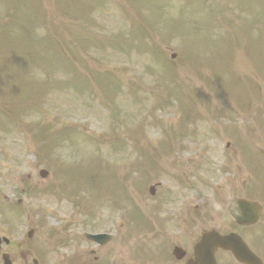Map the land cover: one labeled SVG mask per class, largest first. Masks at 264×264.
Here are the masks:
<instances>
[{
	"label": "rangeland",
	"instance_id": "rangeland-1",
	"mask_svg": "<svg viewBox=\"0 0 264 264\" xmlns=\"http://www.w3.org/2000/svg\"><path fill=\"white\" fill-rule=\"evenodd\" d=\"M156 1L164 2V0ZM202 1L189 0L188 4L186 1L183 4H177L176 6L180 9L182 6L187 5V15L184 13L185 11L180 13L181 16H184L185 21L176 20L174 13L165 19L163 27L152 24L149 31L153 36L155 35L153 42H157V40L161 42V49L167 58L175 53L179 61L182 59L186 64L180 65L178 61L177 67H175L179 72L180 81L185 82L186 80H191L193 87L197 85L204 91V94L205 92L207 93L208 107L205 106L204 108L202 105L199 107L201 109L200 113L209 116L210 121H206L205 124L198 121L190 124L189 130L191 129V133L188 134L189 137L183 140L181 147L197 148L199 150L195 149L192 152L201 154V160L209 159L211 165L215 168L221 165V176L226 183L231 182L232 177L238 173L241 175V180H245L249 175L245 168L246 158L241 157L239 153L234 157L232 147H237L238 150V147L241 150L244 147H264V134L259 132L260 130H264V128L260 121H254L252 123L250 109L248 108L246 112L245 110L239 109L240 114H238L236 119L238 128L235 133L229 130H223L220 121L221 118L218 114L221 110L217 113L215 107L220 105L219 101L222 102V99L217 94L209 93L200 83L202 75H206V72L208 75H214V73H220L221 75V70L211 68L219 62V58L215 55V59L210 62L207 59V56H209V47L204 51L203 46L199 47L196 45L199 44L200 40H196L195 37L204 36L210 46H215L216 48L211 47V53H215L214 51L222 52L221 44L219 45L217 43L220 40L216 38L211 41L216 35L215 32L217 30L221 34V42L226 41L231 53V68L229 70L242 80L248 79L256 73L258 82L262 88L261 98H264V17H262L264 15V0H205V5L201 6ZM17 2L19 3L18 8L21 10L19 18L22 20V25L29 27L33 32L36 31L33 34L36 38V44L33 45L34 41L31 38H28L24 42L16 39L12 43L9 42L10 40L8 41L11 31L9 24L16 20L17 15L15 16L14 13L7 12L5 0H0V69L8 65V58L13 54L16 57V60L13 62L15 67L16 61L20 63L18 65L19 69L16 70V78L18 80H29V74L31 73L32 86L29 85V94L32 93L33 99L37 97L38 93L41 94V97L34 104L37 108H29L26 104V109L18 110L26 111L25 113L21 112L19 121L22 119L28 120L27 136L23 139L20 138V135H17V132L18 134L20 133L19 124H12L13 121H16L13 106L10 103L8 108H6L4 106L5 101L0 102V116L3 115L5 117V120H0V123L6 121L12 124L0 128V164L2 165L1 174L3 176L9 175L11 169L14 172L13 174L17 171L19 173L18 182H21L17 185L20 187L24 182L23 179L25 176V168H22L21 165L26 162H32L36 158L35 147H48L49 153L57 159L64 176L56 186V192L61 195L70 192L78 172L81 174L85 166L93 164L90 162H95L94 164L106 162L107 153L97 149V147H89L88 144L87 146L82 144L81 147H52L53 145H48L51 136H41L42 129L34 122L41 113L40 118L51 126H54V128L62 127L61 121L64 118L67 123H64L63 127L74 130L73 139L75 142H77L80 135L86 136L88 133L98 131H108L106 135L112 136L111 129H113L116 147L171 146V143H167V141H158V138L160 139L163 135L157 122L165 123L163 128H171L172 131H177L180 118L179 110L176 108L163 111L159 117H155V121L148 120L146 122L158 126V128L151 127L149 129L145 123L141 130H137L136 126L139 123L138 121L123 118H113L112 127H109L97 111V105L104 102V97L101 88L95 81L88 82L90 88L95 93L92 99L98 102V104H94L93 106H87L81 100L80 96L76 94L65 93L61 97L57 94L63 88L62 84L57 85L59 79L68 80L73 77L80 78L89 70L98 69L104 71L117 67L120 71L124 69V64H111L109 67L101 66L99 61L102 60V56L95 55L90 50L84 52L85 58L82 59L86 62L81 61L79 52L76 57L79 61H76L74 57L76 47H80L81 44H85V46L91 45L97 48L100 43L108 39L110 46L108 34L109 31H113L114 22L120 27H123L128 18L126 10L122 8L125 3L120 4L119 0H105L104 4L105 6L108 4V7L105 10L100 9L96 11L92 16L96 19H107L111 21L106 24L95 21L91 27L94 30L102 27V30L106 31L105 40L101 41L103 37L99 32H96L93 34L94 40L92 42H85L84 40L88 35L81 33L77 39H72L75 36L74 26L67 23L66 29L61 28L59 30L57 23L53 22V17L68 18L65 15H74V12H78V8L87 6L90 0H32V4L27 9L21 8L20 0H17ZM32 5L38 6L39 11L33 12ZM125 7L131 10L130 17L134 12L141 19L149 15L148 9L140 14V10L144 6L139 7L135 3H130L125 5ZM96 9V7L93 8V10ZM16 24L18 25V23ZM180 24H186L191 32L186 31L182 27L169 28V26ZM171 31L173 34H171ZM20 32L22 35L23 30ZM186 35L187 38L184 39ZM48 38H55L58 41L63 38L69 42H75V46L71 44L72 48L66 49L64 62L56 53L51 51L49 43L46 42ZM141 39L152 40L150 38ZM135 41L138 44V39H135ZM187 49L190 50L187 51ZM31 57H34V60L32 59L30 62ZM70 58L72 61H70ZM133 82H137L136 79H133ZM76 83L74 86H76ZM171 89L180 97L189 101L188 97H186L190 89L187 83H177ZM76 98L80 100L77 102ZM200 99L201 97L199 95L194 96L193 103L190 105L191 113H195L194 103H198ZM19 101L16 103L20 104L17 106V109H22L24 103L21 101V98ZM263 104L264 99H259L256 104L257 113L260 112ZM224 105L225 103H221L220 106L223 107ZM44 106L45 109H43ZM7 110L8 113L6 116ZM244 117H246L245 121H243ZM75 122L83 124L78 125ZM226 126L228 128L233 127L230 122ZM128 128L132 132L133 138L131 139L126 134ZM212 128L215 131L211 130ZM44 130L49 131L51 129ZM175 133L171 134L170 137ZM52 135L56 136L57 134L52 133ZM173 138L175 140H172ZM170 141H177L176 137H172ZM226 146L228 147L227 149L224 148ZM174 147H178V145H174ZM123 155L124 153L120 155L119 161H115L114 156H112L111 161L115 167L122 168L124 171V168L130 167V165H126L129 160L124 158ZM15 163L18 167L15 166ZM28 169L31 170V168ZM185 170L186 168L177 167L172 169L171 172L180 176ZM162 181L165 185H172V179L170 177L164 176ZM131 187L133 188L132 183ZM63 217H70V214L64 212Z\"/></svg>",
	"mask_w": 264,
	"mask_h": 264
},
{
	"label": "flooded vegetation",
	"instance_id": "flooded-vegetation-1",
	"mask_svg": "<svg viewBox=\"0 0 264 264\" xmlns=\"http://www.w3.org/2000/svg\"><path fill=\"white\" fill-rule=\"evenodd\" d=\"M151 188L148 186L147 197L137 209H130L125 199L114 207L111 199L107 208L78 214L72 240L62 239L65 219L60 208L54 209L56 213L43 209L24 217L11 212L4 219L0 210V237L8 239L0 243V264L3 254L11 264H205L204 253L208 255L213 245L206 244L196 255L194 249L209 233L239 237L264 263L263 204L259 219L249 224L240 223V217L232 220L227 216L224 198L199 212L197 206L193 208L194 197L183 199L199 189L194 171L172 178L170 186L159 179ZM230 193L232 198L240 197L237 191ZM179 195L177 203L173 199ZM99 212L104 213L99 216ZM51 223L56 228L48 225ZM90 234L105 237L91 240ZM214 257L217 264H242L221 246Z\"/></svg>",
	"mask_w": 264,
	"mask_h": 264
}]
</instances>
